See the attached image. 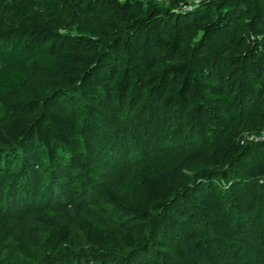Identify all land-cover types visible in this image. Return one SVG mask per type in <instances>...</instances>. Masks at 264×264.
<instances>
[{
	"label": "trees",
	"instance_id": "trees-1",
	"mask_svg": "<svg viewBox=\"0 0 264 264\" xmlns=\"http://www.w3.org/2000/svg\"><path fill=\"white\" fill-rule=\"evenodd\" d=\"M156 1L0 0V177L7 192L29 187V176L41 166L57 172L62 151L70 152L87 118L84 100L103 102V109L91 105L101 116L127 106L139 113L157 102L184 131L203 133L211 125L222 132L194 151L150 155L135 185L119 179L120 194L100 191L105 203L129 218V231L77 216L66 223L37 220L48 230L42 246L58 257L78 244L92 257L146 249L149 235L165 233L161 218L189 192L193 175L203 182L231 180L234 161L252 160L249 145L234 136L241 118L256 135L264 134V0H173L166 9ZM65 26L76 32H63ZM63 101L73 115L52 108ZM14 163L20 166L16 173L8 169ZM244 176L237 185L242 190L231 196L238 210L232 230L226 222L230 203L221 228L205 235L251 239L254 244L241 246V257L254 248L264 260V158L249 161ZM251 183L258 194L246 189ZM199 203L211 206L209 199ZM16 239L27 250L35 247L23 235Z\"/></svg>",
	"mask_w": 264,
	"mask_h": 264
},
{
	"label": "rangeland",
	"instance_id": "rangeland-1",
	"mask_svg": "<svg viewBox=\"0 0 264 264\" xmlns=\"http://www.w3.org/2000/svg\"><path fill=\"white\" fill-rule=\"evenodd\" d=\"M172 1L157 0L156 3L160 9H166ZM63 32L74 34L76 31L65 26ZM65 102L52 108L73 115L74 108ZM83 104L87 118L80 121V135L67 147L70 152L66 149L62 151L56 173H47L41 166L37 173L29 176L32 182L29 187L25 185L21 190H15V185L8 192L1 186L0 177V264H45L46 256L53 259L50 264H264L259 250L254 248L252 252L248 251L247 256L241 257V246L246 245L244 242L254 244L251 239H220L221 236L215 233L216 238L207 239L205 235L210 228H221L220 222L230 203L232 214L226 222L228 229L232 230L233 213L238 210L236 203L232 204L231 196L242 190L243 186L237 185L244 182V171L249 161L264 158V134L256 135L244 118L235 124L234 136L238 142L249 145L252 160L241 157L234 161L232 181L230 177L217 176L203 182L193 175L189 192L174 199L170 210L161 218L165 233L157 237L149 235L146 249H127L118 258L104 255L92 257L78 251L80 244L75 251H68L60 257L56 252L46 250L42 241L47 237L48 230L37 221L39 219L54 217L66 223L71 216H77L100 220L107 230L129 231L132 227L129 218L105 203L100 191L105 188L120 194L119 179L128 185H135L141 162L150 155L194 151L202 144L213 143L222 133L211 125H207L203 133L184 131L157 102L139 113L134 112V107L127 106L106 116L91 108L93 105L103 109V102L84 100ZM3 113L0 108V120L4 117ZM18 164L14 163L8 169L16 173L20 169ZM246 187L256 194L259 192L254 183ZM259 196L248 199H258ZM201 199H209L211 206L202 207L199 203ZM241 202L239 206L243 207L244 200ZM19 235L35 247L23 248L16 239ZM252 244L249 248L254 247ZM259 246L257 242V248Z\"/></svg>",
	"mask_w": 264,
	"mask_h": 264
},
{
	"label": "built area",
	"instance_id": "built-area-1",
	"mask_svg": "<svg viewBox=\"0 0 264 264\" xmlns=\"http://www.w3.org/2000/svg\"><path fill=\"white\" fill-rule=\"evenodd\" d=\"M119 2H123L124 0H118ZM201 1H204V0H188L187 1V5H191V4H194V3H199Z\"/></svg>",
	"mask_w": 264,
	"mask_h": 264
}]
</instances>
